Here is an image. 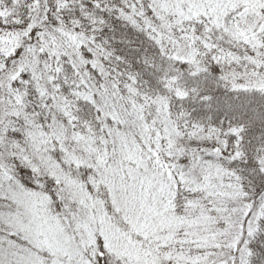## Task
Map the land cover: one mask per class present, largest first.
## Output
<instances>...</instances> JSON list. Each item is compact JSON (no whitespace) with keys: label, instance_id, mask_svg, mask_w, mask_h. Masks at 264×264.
Listing matches in <instances>:
<instances>
[{"label":"snow or ice","instance_id":"6c2138e0","mask_svg":"<svg viewBox=\"0 0 264 264\" xmlns=\"http://www.w3.org/2000/svg\"><path fill=\"white\" fill-rule=\"evenodd\" d=\"M0 264H264V0H0Z\"/></svg>","mask_w":264,"mask_h":264}]
</instances>
